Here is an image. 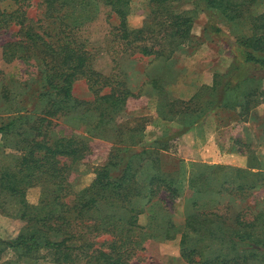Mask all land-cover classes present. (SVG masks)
Instances as JSON below:
<instances>
[{"label": "trees", "instance_id": "1", "mask_svg": "<svg viewBox=\"0 0 264 264\" xmlns=\"http://www.w3.org/2000/svg\"><path fill=\"white\" fill-rule=\"evenodd\" d=\"M30 1L14 0L12 11L0 5V28L22 27L21 38L7 44L13 45L8 55L24 61L34 58L38 65L33 107L19 108L22 112L0 126L3 148L9 150L0 160V211L8 214L13 208L24 223L14 238H0V259L11 254L0 264H130L148 239L171 241L178 235L180 258L186 264H264V198L260 205L233 214L218 213L222 207L202 211L204 221L187 216L182 225L168 222L162 231L156 205L160 208L158 203L170 204L178 197L177 181L159 169L138 181L142 172L133 159L141 151L127 147L111 153L91 183L78 191L69 181L88 157L93 138H99L102 127L115 124V116L137 96L119 70L110 75L96 71L87 41L78 37L98 5L107 7L118 21L111 27L110 43L151 61L166 62L180 49L191 47L192 28L201 13L215 32H221L217 19L241 28L234 38L230 66L214 73L211 85H202L188 100L167 98L163 77L145 82L161 94L156 107L160 117L182 120L169 135L173 138L213 111L244 117L264 103L260 89L264 76L258 75L264 71V11H252L260 0H148V18L135 29L127 24L131 0H36L44 8L48 27L54 26L43 31L25 24L24 9L32 5ZM248 67L253 73L242 76L241 69ZM78 80L86 84L91 101L75 98L73 85ZM1 97L10 99L6 93ZM87 115L94 118L86 122V133L92 137L74 134L73 129L65 136L54 133V121L83 122L90 120ZM261 126L264 137V119ZM136 132H141L138 127L131 130ZM164 138L157 154L171 146ZM244 142L239 152L248 154L246 166H204L188 180L196 194H225L240 201L264 190V165ZM34 188L40 189V196L30 203L27 195ZM143 214L149 219L145 225L139 223Z\"/></svg>", "mask_w": 264, "mask_h": 264}, {"label": "rangeland", "instance_id": "2", "mask_svg": "<svg viewBox=\"0 0 264 264\" xmlns=\"http://www.w3.org/2000/svg\"><path fill=\"white\" fill-rule=\"evenodd\" d=\"M30 2L32 5L24 9L25 24L35 31H38L39 27H42V31L52 29L54 26L49 28L48 21L43 19L44 8L38 6L36 0ZM0 5L7 11L16 8L14 0H0ZM256 5L252 9L254 13L264 11V0H260ZM185 7L189 8L188 5ZM147 16L148 0H131L130 13L127 17L128 27L140 28L146 22ZM117 23L116 17L109 9L100 4L95 8L94 18L80 28L78 37L87 41V48L94 57L95 70L104 75L119 70L127 87L137 96L131 97L115 116V124L102 127L99 138H93L88 157L77 165L70 177L71 188L78 191L87 187L94 178L95 170L107 162L111 153H116L117 150L124 151L129 147L135 152L142 153L135 154L133 159L135 167L139 166L138 170L142 172L137 177L138 181L146 175L155 174L157 169L165 172V175H174L177 181L178 197L170 204L158 203L160 208L156 205L160 213L157 221L159 230L164 231L168 222L176 227L180 226L187 216L204 221L200 215L202 211L210 212L222 207L224 210H219L218 213L233 214L260 205L264 198L263 189L247 199L237 201L225 194H196L189 186L188 180L206 165L244 168L248 154L244 152L240 155L243 140L254 157L264 165V137L261 126L264 119V103L253 111L250 110L244 117H235L231 112L213 111L204 116L200 124L170 138L169 135L182 120L176 122L175 119L167 121L161 118L156 108L161 94L145 84L151 78L163 77L162 85L166 88L167 98L188 100L202 85H211L214 73H223L230 66L233 61L234 38L240 33L241 28L236 30L237 25L226 24L217 19L216 23L221 32H215L207 26V15L201 13L192 28L194 35L192 46L180 49L165 62L151 61V58L147 57L139 59L138 55L123 53L117 44L110 43L111 27ZM20 30L22 27L16 24L0 28V126L7 123L16 112H22L19 108L33 107L31 94L36 88L37 62L34 58L24 61L8 55L13 45L7 44L21 38ZM252 73L249 67L240 71L242 76ZM258 75L264 76V71ZM260 89L264 91V77ZM5 93L10 98L9 101L2 99L1 95ZM73 94L80 100L93 99L83 80L74 83ZM89 119L83 122L65 118L56 120L54 133L65 136L73 129L74 134L85 138L92 137L86 133V122H91L94 119L93 115ZM137 127L141 132L132 134L131 130ZM168 136L169 139L166 138ZM163 137L171 146L163 154H157ZM4 145H6L4 138L0 134V160H5L4 153L9 151L3 148ZM39 196L40 189L34 188L29 191L27 199L30 203H36ZM14 212L13 208H8V214L0 211L1 239H12L23 229L24 223L14 216ZM148 222L145 214L139 216L141 225ZM200 232L208 234L201 228ZM178 241L179 235L171 241L148 239L143 244L145 249L138 248L130 264H186L180 258ZM10 257L11 254H6L1 257L0 262Z\"/></svg>", "mask_w": 264, "mask_h": 264}]
</instances>
